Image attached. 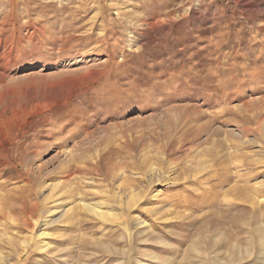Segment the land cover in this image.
<instances>
[{
  "label": "rangeland",
  "instance_id": "1",
  "mask_svg": "<svg viewBox=\"0 0 264 264\" xmlns=\"http://www.w3.org/2000/svg\"><path fill=\"white\" fill-rule=\"evenodd\" d=\"M261 121L264 0H0V253L264 264Z\"/></svg>",
  "mask_w": 264,
  "mask_h": 264
},
{
  "label": "bare ground",
  "instance_id": "2",
  "mask_svg": "<svg viewBox=\"0 0 264 264\" xmlns=\"http://www.w3.org/2000/svg\"><path fill=\"white\" fill-rule=\"evenodd\" d=\"M250 118V117H249ZM263 120V119H262ZM260 127V126H259ZM260 130L262 133V137L264 138V121H261V127H260ZM253 132V131H251ZM245 136V135H244ZM247 136V135H246ZM246 140H249L246 138ZM251 140V139H250ZM264 143V141H262ZM264 147V146H263ZM262 151H263V148H261ZM202 158V157H201ZM199 158V159H201ZM201 162V160H200ZM7 165V164H6ZM210 165V164H208ZM206 166V165H205ZM200 167V166H199ZM197 168V167H196ZM195 168V169H196ZM204 168V167H203ZM202 168V169H203ZM207 167H205L204 169H206ZM198 169V168H197ZM200 170V169H198ZM149 174H153V176L157 175V172H156V167L151 165L148 169ZM55 186L54 185H49V188L53 189ZM236 192V191H235ZM39 194V193H38ZM117 194V193H116ZM120 196V195H119ZM118 197V196H117ZM130 199L129 201L131 200H135L137 198V193L136 191H131V195L128 196ZM119 198V197H118ZM25 199V198H24ZM1 200V199H0ZM21 200V199H20ZM128 201V202H129ZM260 201L264 203V197L260 198ZM259 201V202H260ZM132 202V201H131ZM1 203H2V200H1ZM5 206L7 207L8 205L5 204ZM26 206V205H25ZM83 206L85 209L89 210V211H92L95 215H97L98 217L100 218H103L105 220H108L109 217L111 216V213L109 212V210H105L102 208V205L99 204V203H85L83 202ZM22 207V206H21ZM29 207V206H28ZM17 208V207H16ZM26 208V207H25ZM8 208H4L1 204H0V213H3L4 215L9 214V216H11V212H9L7 210ZM69 211V209L67 208V204H63L61 203L60 205H57L56 206V209L48 216L42 218V220L39 222V223H36L37 225V228H39L40 231H35V232H32V235H34V237H37L40 241V244L37 246L38 250L41 252V251H46L47 249L50 248V244H49V241L44 239L43 237L46 236L48 234V231L46 230L45 227L49 226V225H52L54 223H57V221L63 217L67 212ZM29 212V211H28ZM15 213V212H14ZM25 213V211H24ZM26 214V213H25ZM24 214V215H25ZM23 216V215H22ZM17 216H13L12 215V219L16 222V223H20L18 222V219L16 218ZM25 221V220H24ZM39 234V235H37ZM41 238V239H40ZM31 244L32 242L27 239V238H23V240L21 241V245L23 246V254L18 256V260L20 261L21 260V257L29 250V248L31 247ZM198 251V253L200 252L199 250H196ZM248 252V251H246ZM8 254V253H7ZM17 256V254H16ZM0 263H4V264H14L11 262V258L8 257V256H5L2 252L0 253Z\"/></svg>",
  "mask_w": 264,
  "mask_h": 264
}]
</instances>
